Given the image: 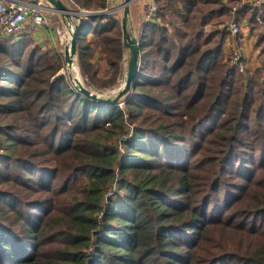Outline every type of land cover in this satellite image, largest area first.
I'll return each instance as SVG.
<instances>
[{
	"label": "trees",
	"instance_id": "obj_1",
	"mask_svg": "<svg viewBox=\"0 0 264 264\" xmlns=\"http://www.w3.org/2000/svg\"><path fill=\"white\" fill-rule=\"evenodd\" d=\"M70 1L96 13L83 75L117 85L121 20L99 13L109 0ZM156 1L117 105L53 83L58 50L0 43V264H264V59L241 72L225 56L236 0ZM262 9L235 17L264 52Z\"/></svg>",
	"mask_w": 264,
	"mask_h": 264
},
{
	"label": "built area",
	"instance_id": "obj_2",
	"mask_svg": "<svg viewBox=\"0 0 264 264\" xmlns=\"http://www.w3.org/2000/svg\"><path fill=\"white\" fill-rule=\"evenodd\" d=\"M72 4L70 0H65ZM48 0H0V42L4 39H21L24 36H32L47 25L49 16L58 14L54 6L48 3ZM49 4V5H48ZM261 8L264 6V0H249L244 1L236 7V11L243 7ZM83 16H91L96 14L92 11L83 10ZM158 5L156 0H147L146 9L144 12V21L151 22L157 17ZM256 22L259 27H264V9L256 17ZM78 21L75 22L76 25ZM72 24V23H71ZM227 29L233 33V36L241 34V25L236 17L227 25ZM239 51L234 50L231 55V62L238 65L239 70L244 72L247 66Z\"/></svg>",
	"mask_w": 264,
	"mask_h": 264
},
{
	"label": "water",
	"instance_id": "obj_3",
	"mask_svg": "<svg viewBox=\"0 0 264 264\" xmlns=\"http://www.w3.org/2000/svg\"><path fill=\"white\" fill-rule=\"evenodd\" d=\"M54 8L61 13L64 17L68 18L70 14H73L78 21L74 25V29L71 33V39L69 44L65 47L64 60L67 65L68 76L72 86L77 92L85 98L102 104L117 105L120 101L126 97L132 91L133 82L138 75L141 61V44L137 36L129 29L130 22V6L133 0H124L123 17L121 19L123 40H124V57L123 67L126 70L125 82L123 87L117 92L114 98L105 97L90 87L82 78V74L78 64L77 57V40L82 32L84 22L89 17L83 16L82 12L76 11L71 13L68 7L62 2V0H48ZM92 16V15H91Z\"/></svg>",
	"mask_w": 264,
	"mask_h": 264
},
{
	"label": "crops",
	"instance_id": "obj_4",
	"mask_svg": "<svg viewBox=\"0 0 264 264\" xmlns=\"http://www.w3.org/2000/svg\"><path fill=\"white\" fill-rule=\"evenodd\" d=\"M120 1L121 0H109V4H111V7H114V8L120 7V3H121ZM144 1L145 3H147L146 0ZM62 2L66 5V7L70 5V3H68L65 0ZM48 3L52 5L50 2ZM132 12L133 11L130 6V14ZM141 14L142 15L140 16H142V18L138 22V25H137L138 26V36L140 34V30L142 26L144 25V23H146L143 19L144 10ZM68 19L69 17L66 18L62 14H56V15H53L52 17L49 16L47 25L42 26L41 29L37 31L34 35L24 36V37H21V39H15V40L14 39H4L1 42L10 41L12 43H17L24 39H28V40H31L37 47L44 48V49L48 47V49L50 50H58L64 56L65 47L70 42L71 30L74 27ZM155 22L157 21L156 20L151 21V23H155ZM235 37H238L239 39L238 42H242L241 47L238 45L237 46L240 49V53L242 54V57L245 58V59L243 58L245 62L247 63V60H250V59L254 60V63L252 65L250 64V67H249V64L247 63V68L252 69L260 65V63H258L257 61L259 57H262V55H264V52L260 50V47H258L257 45V42H256L257 33L255 31H252L247 24L242 23L241 34ZM252 43L253 45L251 46ZM58 47H60V50L58 49ZM234 49L236 48L234 47ZM225 50H226V47L224 48V51ZM140 66H141V63H140Z\"/></svg>",
	"mask_w": 264,
	"mask_h": 264
},
{
	"label": "rangeland",
	"instance_id": "obj_5",
	"mask_svg": "<svg viewBox=\"0 0 264 264\" xmlns=\"http://www.w3.org/2000/svg\"><path fill=\"white\" fill-rule=\"evenodd\" d=\"M36 2H37V0H35ZM38 1H43V0H38ZM62 1H64V0H62ZM244 1H249V0H236L235 1V3L233 4V7H232V10H231V16H230V20L228 21V24L235 18V16H236V7L238 6V5H240V4H242ZM121 3H120V7H116V8H114V7H111V4L109 5V8H107V9H105V10H103V11H101V12H99V13H106V14H112V15H114V16H116V17H118L120 20L122 19V17H123V9H122V6L124 5V0H121L120 1ZM146 2H147V0H146ZM157 2V1H156ZM146 4L147 3H145V1L144 0H133V2L131 3V9H132V13L130 14V22H129V29H130V31L133 33V35H135V36H138V22L141 20V18H142V16H140V15H142L141 13L143 12V10H144V12H145V9H146ZM49 5V4H48ZM157 5H158V3H157ZM68 9L70 10V12L71 13H73V12H76V11H79V12H82L84 9H80V8H77V7H75L73 4H70L69 6H68ZM136 13V14H135ZM158 13H159V6H158ZM158 13H157V15H158ZM58 14H61V13H59L58 12ZM144 18V17H143ZM238 18V17H237ZM71 23H72V25L74 26V24H75V22L77 21V19L75 18V17H73V14L71 15L70 14V16H69V19H68ZM239 20V24L241 25V28H242V23L244 24H247V22L246 21H244V20H240V19H238ZM215 26H212V27H209V28H206L207 30H209V29H212V28H214ZM221 27L222 26H220V28L219 29H221ZM74 28V27H73ZM73 28H72V30H71V33H72V31H73ZM258 31L259 32H261V31H263L264 30V27H259L258 26ZM255 29H257V27L255 28ZM257 33V32H256ZM239 41V39H238V37H235V36H233V33H231V31L229 30V36L228 37H226V40H225V44H224V48L226 47V50H225V56H226V58L227 57H231V55L233 54V51L234 50H237V51H239V53H240V49H239V47L238 46H242V42H238ZM238 45V46H237ZM253 45V43L251 44V46ZM34 47H36V45L32 42L31 43V45H30V48H34ZM234 47L236 48V49H234ZM42 49H44V48H42ZM46 49H48V47L46 48ZM58 49L60 50V47H58ZM260 50H262L261 48H260ZM241 54V53H240ZM242 55V54H241ZM244 58V57H243ZM247 58V57H246ZM245 59V58H244ZM253 59V58H252ZM263 59H264V55H262V57H259V59H258V63H261L262 61H263ZM245 62V61H244ZM247 63L249 64V67H250V64L252 65L253 63H254V60H247ZM247 63L245 62V64H246V66H247ZM78 64H79V62H78ZM256 66V65H255ZM254 66V67H255ZM122 67H123V61H122ZM79 68H80V66H79ZM105 68H104V66L102 67V70H104ZM249 72H253L254 70H255V68H252V69H247ZM80 71H81V69H80ZM123 71H124V73H125V75H126V70L124 69V67H123ZM81 74H82V78H83V80H85V82L90 86V87H92L94 90H95V92H97V93H99V94H101V95H103V96H105V97H111V98H114L115 96H116V94H117V92L123 87V84H124V82H125V79L123 78V79H121L120 81H119V83L117 84V85H115V86H113V87H111V88H106V89H98L97 87H95L94 85H91L90 83H89V81L87 80V78L83 75V73H82V71H81ZM61 76H64L69 82H70V80H69V76H68V70H67V65H66V63H65V60H64V68H62L61 69V71L53 78V80H52V82L54 83L55 82V80H56V78H58V77H61ZM53 83H51V85H50V88H51V86H52V84ZM71 83V82H70ZM50 88H49V90H50ZM121 107H123L124 108V111H126V113H127V109L125 108V106L123 105V103H121ZM132 123H130V124H127V126L126 127H130V129L132 130ZM127 128V129H128ZM115 186V187H114ZM113 187L114 188H118V185L116 186V185H114ZM119 189V188H118ZM119 191V190H118ZM120 194H122V192L121 191H119V193H118V195H120ZM110 195V194H109Z\"/></svg>",
	"mask_w": 264,
	"mask_h": 264
}]
</instances>
